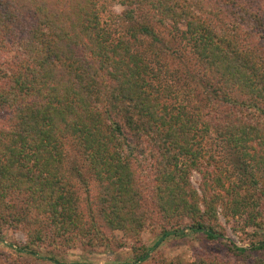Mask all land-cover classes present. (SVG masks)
<instances>
[{
    "label": "trees",
    "instance_id": "trees-1",
    "mask_svg": "<svg viewBox=\"0 0 264 264\" xmlns=\"http://www.w3.org/2000/svg\"><path fill=\"white\" fill-rule=\"evenodd\" d=\"M106 1L0 0V58L10 53L13 68L0 60V234L22 228L19 250L32 256L39 247L107 248L115 232L137 244L158 215L187 219V231L238 258L197 254L185 264H246L264 242L229 243L217 209L226 222L262 229L264 190H255L264 185V0H110L124 8L120 37L100 19ZM155 28L176 34L188 53L189 66L176 50L179 78L159 59ZM144 38L153 60L137 49ZM211 135L235 161L208 181L201 143ZM67 143L93 183L91 196L84 183V205L64 171ZM146 172L150 209L139 183ZM183 235L173 226L160 232Z\"/></svg>",
    "mask_w": 264,
    "mask_h": 264
},
{
    "label": "rangeland",
    "instance_id": "rangeland-1",
    "mask_svg": "<svg viewBox=\"0 0 264 264\" xmlns=\"http://www.w3.org/2000/svg\"><path fill=\"white\" fill-rule=\"evenodd\" d=\"M123 9L124 8L119 6L115 1L107 0L105 2L104 12L99 14L101 21L110 26L115 37L122 36L124 34V27L128 24L122 20ZM154 31L158 33L157 35L161 40L160 44H156L159 59L162 61L166 60L167 64L175 71L176 78H179L183 73V67L181 66V60L179 59L177 51L180 52V54H185L182 58L189 66L188 53H185V51L181 49L183 45H180L177 41L178 36L176 34L170 35L169 32L157 28H155ZM148 43L149 40L144 38L143 45L140 46V48L137 47V49L144 53V55H142L147 61H150L152 59V53H150L147 48L146 44ZM185 50L187 49L185 48ZM172 52L175 55H173ZM10 58V53L6 52H4L0 58L2 68L6 72L13 71ZM163 76L164 75H162L161 81L165 79L168 80L166 81L167 83L174 82L173 79L170 80L168 77ZM192 86L194 87V84ZM195 89L197 96H200V89L198 87ZM4 124L5 121H1L0 119V126ZM201 147L205 158H208L207 161L203 159L201 165V170L209 173L208 181L211 180L214 172L217 175L231 169V165L235 161V156L224 143L216 140L213 135H211L206 141L205 139L202 141ZM64 152L65 174L71 180L75 189L81 192L79 200L84 205L87 194H82L86 186L84 183L88 186V194L91 196L94 193L91 177L88 175L85 164L80 160L72 144H65ZM141 167L142 169L147 168L145 164H141ZM145 174L139 175V183L143 194V206L146 209H150L149 198L151 197L150 189L152 188V179H150L151 176L149 173ZM189 183L190 187L201 196V177L197 172L191 173ZM214 187V184L210 182L208 186L209 189L206 192L208 196L212 194L211 190ZM260 190H264L263 184L255 191L259 193ZM220 195L222 196L223 193H220ZM11 204L15 207V212H18L20 206L19 201L11 200ZM201 207L200 205V208ZM217 212H219L217 219L223 232V237L226 238L229 243H232L236 247L249 249L251 247L249 242H264V221L262 229L259 230L244 227L242 220L226 222L220 215V209H217ZM153 219L155 220L150 223V226L143 229L140 233L137 244H134L133 241L128 238L122 237L119 232H115L112 243L107 246V248L76 246L73 249L61 248L56 250L48 247H39L34 249L36 253L34 256L19 250V248L24 246L26 241L24 230L20 228L19 230L12 231L10 227L6 226L2 229L0 234V264H54L49 261L50 257L58 262L57 264H185L192 262L197 254V256L209 260H212L214 257L218 260H228L230 263H232L234 259L238 260L237 257H231L223 248L217 245H211V243H204L201 241L200 235H195L187 231L186 226L189 225L187 219L176 221V223H174V221L167 223L158 215H154ZM167 226L182 229L184 235L182 237L169 236L167 238H160L161 230L167 228ZM242 229L244 230L243 232L241 231ZM254 232L256 236L252 237L251 235ZM144 250H148L147 259L134 263L133 257ZM250 256L251 258L246 264H253V259H259L264 264V250L252 252Z\"/></svg>",
    "mask_w": 264,
    "mask_h": 264
}]
</instances>
